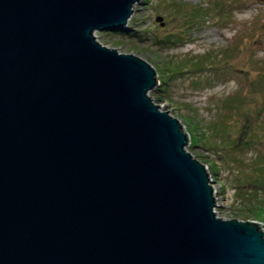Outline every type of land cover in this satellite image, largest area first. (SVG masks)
<instances>
[{
    "label": "water",
    "instance_id": "1",
    "mask_svg": "<svg viewBox=\"0 0 264 264\" xmlns=\"http://www.w3.org/2000/svg\"><path fill=\"white\" fill-rule=\"evenodd\" d=\"M135 1L0 0V264H264L257 221L215 215L156 68L96 38Z\"/></svg>",
    "mask_w": 264,
    "mask_h": 264
},
{
    "label": "trees",
    "instance_id": "2",
    "mask_svg": "<svg viewBox=\"0 0 264 264\" xmlns=\"http://www.w3.org/2000/svg\"><path fill=\"white\" fill-rule=\"evenodd\" d=\"M242 3L243 0H158L155 7L167 13L164 25L154 29L153 42L181 45L193 38L194 27L207 22L225 23ZM263 27L264 12L254 18L250 29L239 32L223 47L169 56L168 63L156 67L159 80L165 84L185 74L193 75V85L201 84V74L205 72L226 78L231 74L239 75V85L221 97V109L208 122L213 140L204 130H198V123L191 122L192 117H189V126L195 130L193 134L189 128V144L217 150V155L229 167L235 200L264 226V57L257 55V33ZM121 30L132 33L130 28ZM245 151H250L245 166L231 171L232 162L238 165L243 159L240 154ZM215 165L212 162L209 169L218 174Z\"/></svg>",
    "mask_w": 264,
    "mask_h": 264
},
{
    "label": "rangeland",
    "instance_id": "3",
    "mask_svg": "<svg viewBox=\"0 0 264 264\" xmlns=\"http://www.w3.org/2000/svg\"><path fill=\"white\" fill-rule=\"evenodd\" d=\"M197 2L200 0H186ZM158 0H136L133 3V11L128 19L129 28L132 33L116 29L95 30L96 38L109 47H116L120 52H132L148 60L157 70L156 65L168 63L169 56H181L185 52H202L208 48L218 49L223 47L233 36L250 29L254 25V18L264 12V0H243L230 15L225 23L207 22L193 28V38L177 46L159 45L153 42L154 29L163 26L156 20L157 14H162L164 21L166 11L158 10L155 4ZM257 55L264 57V27L257 33ZM193 75H181L173 77L168 84L159 80L157 74V83L149 90L160 109H168L181 122L182 129L188 134L190 140L189 128L195 133L194 128L189 126L188 118L198 123V130L202 129L212 141L208 127L209 120L221 109V97L228 91L237 87L240 83V77L231 74L228 78L222 75H213L208 72L201 74V84L193 85L191 77ZM188 151L196 155L201 162L205 164L208 171L209 165L214 162L218 174H215V183L220 188L217 197L218 207L216 211V202L213 205V211L216 216L223 218L239 217L244 219H257L250 214L247 208H244L239 200H235L234 189L229 177L227 165L223 159L217 155L214 148H205L201 145L186 144ZM242 161L238 165L232 162L231 171L237 170V167H243L250 157V151L242 152ZM226 166V167H225ZM239 168V167H238ZM212 186V181L210 182ZM213 188V186H212ZM214 195V194H213Z\"/></svg>",
    "mask_w": 264,
    "mask_h": 264
},
{
    "label": "built area",
    "instance_id": "4",
    "mask_svg": "<svg viewBox=\"0 0 264 264\" xmlns=\"http://www.w3.org/2000/svg\"><path fill=\"white\" fill-rule=\"evenodd\" d=\"M209 180H210V182L212 181L213 194H214V197H215L216 211H217V207H218L217 197L219 196L220 188H218V186H216V183H215V174L212 171H209ZM250 220H254V221L259 222L261 228L264 229L263 223L260 220H258V219H250Z\"/></svg>",
    "mask_w": 264,
    "mask_h": 264
}]
</instances>
